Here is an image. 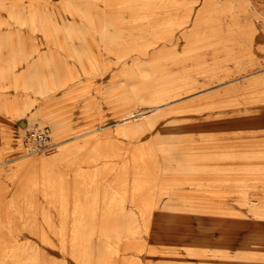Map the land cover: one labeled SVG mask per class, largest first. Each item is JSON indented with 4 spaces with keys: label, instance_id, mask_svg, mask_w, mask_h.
Wrapping results in <instances>:
<instances>
[{
    "label": "rangeland",
    "instance_id": "1",
    "mask_svg": "<svg viewBox=\"0 0 264 264\" xmlns=\"http://www.w3.org/2000/svg\"><path fill=\"white\" fill-rule=\"evenodd\" d=\"M0 264H264V0H0Z\"/></svg>",
    "mask_w": 264,
    "mask_h": 264
},
{
    "label": "built area",
    "instance_id": "2",
    "mask_svg": "<svg viewBox=\"0 0 264 264\" xmlns=\"http://www.w3.org/2000/svg\"><path fill=\"white\" fill-rule=\"evenodd\" d=\"M28 152H37L53 142L52 129L49 126L30 129L24 137Z\"/></svg>",
    "mask_w": 264,
    "mask_h": 264
}]
</instances>
